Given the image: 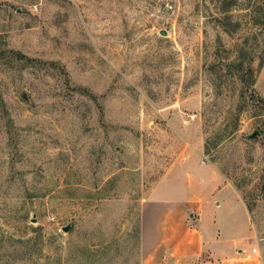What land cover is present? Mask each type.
<instances>
[{
  "label": "rangeland",
  "instance_id": "obj_1",
  "mask_svg": "<svg viewBox=\"0 0 264 264\" xmlns=\"http://www.w3.org/2000/svg\"><path fill=\"white\" fill-rule=\"evenodd\" d=\"M193 155L225 248L264 257V0H0V264H140L141 202Z\"/></svg>",
  "mask_w": 264,
  "mask_h": 264
},
{
  "label": "crops",
  "instance_id": "obj_2",
  "mask_svg": "<svg viewBox=\"0 0 264 264\" xmlns=\"http://www.w3.org/2000/svg\"><path fill=\"white\" fill-rule=\"evenodd\" d=\"M186 161L190 162L185 165L187 169L178 172L174 167L169 168L163 176H187L188 181L186 178L183 184L156 183L149 190V197L141 202L140 264H197L204 258H210L209 264H215L213 261L217 262L220 254L226 258L221 264H264V257H260L258 249L256 248L257 252H253L255 247L249 251L239 243L231 248H225L229 237L225 238L218 220L212 219L218 209L210 207L212 199H206L197 193V182L192 179L195 170L208 168L212 173L214 171L206 160L201 159L197 162L196 155L189 156ZM215 176L222 180L216 173ZM222 186L240 198L235 189L225 184L223 180ZM164 193L171 194L172 197H157ZM222 199L224 201L220 203L214 201V207H220L221 203H225L226 197ZM206 211L208 219L206 220L210 221L203 228L201 216H204ZM210 212L211 218L208 217ZM202 228L208 230V238Z\"/></svg>",
  "mask_w": 264,
  "mask_h": 264
},
{
  "label": "trees",
  "instance_id": "obj_3",
  "mask_svg": "<svg viewBox=\"0 0 264 264\" xmlns=\"http://www.w3.org/2000/svg\"><path fill=\"white\" fill-rule=\"evenodd\" d=\"M224 5H226V2H223ZM229 11V5L225 6L223 8V13H227ZM226 19V18H225ZM224 24V23H223ZM249 57L248 53L244 50V48L240 49V54L235 58V60L226 63L224 67L227 69V73L230 76L235 77L238 79L239 82H249V85L254 84V70L251 68V65H249V59L246 58ZM246 82V83H247Z\"/></svg>",
  "mask_w": 264,
  "mask_h": 264
},
{
  "label": "water",
  "instance_id": "obj_4",
  "mask_svg": "<svg viewBox=\"0 0 264 264\" xmlns=\"http://www.w3.org/2000/svg\"><path fill=\"white\" fill-rule=\"evenodd\" d=\"M257 136H259V133H258V132H254L250 137L253 138V137H257ZM69 229H70V227L67 226V227L64 228V231H65V232H68Z\"/></svg>",
  "mask_w": 264,
  "mask_h": 264
},
{
  "label": "built area",
  "instance_id": "obj_5",
  "mask_svg": "<svg viewBox=\"0 0 264 264\" xmlns=\"http://www.w3.org/2000/svg\"><path fill=\"white\" fill-rule=\"evenodd\" d=\"M253 252H254V253H255V252H257V249H256V248H254V249H253Z\"/></svg>",
  "mask_w": 264,
  "mask_h": 264
}]
</instances>
